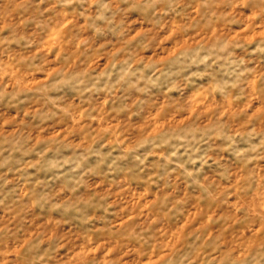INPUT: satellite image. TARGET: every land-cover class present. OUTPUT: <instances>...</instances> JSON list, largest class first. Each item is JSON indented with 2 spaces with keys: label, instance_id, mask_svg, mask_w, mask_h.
<instances>
[{
  "label": "rangeland",
  "instance_id": "obj_1",
  "mask_svg": "<svg viewBox=\"0 0 264 264\" xmlns=\"http://www.w3.org/2000/svg\"><path fill=\"white\" fill-rule=\"evenodd\" d=\"M0 264H264V0H0Z\"/></svg>",
  "mask_w": 264,
  "mask_h": 264
}]
</instances>
